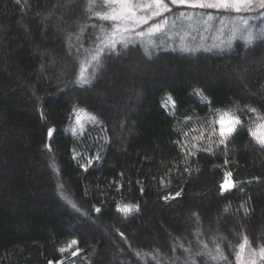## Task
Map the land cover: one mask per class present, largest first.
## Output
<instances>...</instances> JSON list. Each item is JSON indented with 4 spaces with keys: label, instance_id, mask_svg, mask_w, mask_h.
Segmentation results:
<instances>
[{
    "label": "trees",
    "instance_id": "obj_1",
    "mask_svg": "<svg viewBox=\"0 0 264 264\" xmlns=\"http://www.w3.org/2000/svg\"><path fill=\"white\" fill-rule=\"evenodd\" d=\"M87 5L0 0V264H144L136 252L157 249L162 264L171 256L183 264L179 244L195 251L198 240L223 236L226 255L243 236L253 248L264 244V147L248 132L254 114L245 108L264 113V39L245 46L237 35L229 45L218 19L169 24L104 52L79 84V60L101 23ZM73 108L97 122L81 131ZM217 109H234L242 126L217 146L216 125L212 141L186 155L181 146L200 134L191 130H210ZM225 172L236 186L221 192ZM117 202L138 210L124 215Z\"/></svg>",
    "mask_w": 264,
    "mask_h": 264
},
{
    "label": "snow or ice",
    "instance_id": "obj_2",
    "mask_svg": "<svg viewBox=\"0 0 264 264\" xmlns=\"http://www.w3.org/2000/svg\"><path fill=\"white\" fill-rule=\"evenodd\" d=\"M185 6L187 9H203L216 10V14L211 12L201 13L199 15L190 11H175V8ZM87 10L91 15L95 16L101 23L93 24L96 29L92 39V47L84 49L85 56L79 60V69L76 73L75 83H89L92 76L90 73L96 71L97 66L101 63L103 53L106 51H115L117 46L126 47L130 41L145 37L150 38L153 34L162 32L171 24L173 27L177 24L187 22L189 26L193 23L203 24L205 27H211L214 20H219L221 33L225 27L229 29L228 44H231L233 37L239 35L244 41L245 46L253 44L257 40L264 39V24L259 27L254 26L250 21L259 17H264V0H88ZM256 13L257 15H252ZM169 14H172L171 16ZM107 22V23H104ZM151 22V23H150ZM145 26L143 29L141 26ZM83 31V29L81 30ZM71 40V35L69 37ZM77 40L80 36L77 35ZM82 47V45H81ZM194 95L201 98V102L207 100L200 89L193 90ZM166 104H173L174 101L169 95L165 101ZM245 108L249 113L254 114V119L250 121L248 132L250 136L262 147H264V113H261L257 108L246 105ZM240 112L239 105L236 106ZM75 114V125L82 131L86 123H96L97 117L85 109L73 108ZM243 122L236 115L234 109H217L214 118L208 122L210 130L200 131L192 129L191 131H199L198 136L192 137V142L189 145L187 142L181 146V150L186 152V155H195L191 148H198V142L204 139L212 141V138L217 135L216 125H219L218 135L219 140L217 146L224 145L231 137L233 132L238 127L242 126ZM205 125H201L204 128ZM73 135L77 134V128L73 127ZM53 130H48V135L51 137ZM185 137L189 133H183ZM179 144L180 142L177 141ZM205 151H213L212 147L204 149ZM79 155L74 153V158ZM99 159V156L91 157L85 164L80 167L87 168L93 160ZM227 164L228 161L225 160ZM187 171V169H185ZM163 182V181H162ZM236 185L231 180V173L225 172L224 180L220 184L221 192H225ZM62 187V186H59ZM177 196L180 193H176ZM169 197H165L168 199ZM76 207L75 204L72 205ZM116 210L124 215L131 214L138 210L137 205L117 202ZM97 212L100 209H96ZM87 215V213H82ZM195 215V214H194ZM199 235V230H197ZM211 244L208 241L198 240V248L194 251L189 245L185 247L179 244L178 247L185 254L183 264H197L198 258L204 261V264H232L229 260V255L234 256V264H264V244L256 248L251 246V242L247 236H243L239 244L228 242L231 249L229 255L225 254L223 241L226 239L220 236L210 238ZM73 240L71 244H76ZM71 245H69V248ZM69 248H61L59 251L65 253ZM176 248L172 251L176 252ZM80 249L76 248L72 251L73 257L80 253ZM138 259L144 261V264H162L163 254L160 251L154 250L148 252L141 257L140 252H136ZM168 264H178L179 257L171 256L167 258ZM48 264H63V261H48Z\"/></svg>",
    "mask_w": 264,
    "mask_h": 264
},
{
    "label": "rangeland",
    "instance_id": "obj_3",
    "mask_svg": "<svg viewBox=\"0 0 264 264\" xmlns=\"http://www.w3.org/2000/svg\"><path fill=\"white\" fill-rule=\"evenodd\" d=\"M217 128L219 129V125H217Z\"/></svg>",
    "mask_w": 264,
    "mask_h": 264
}]
</instances>
